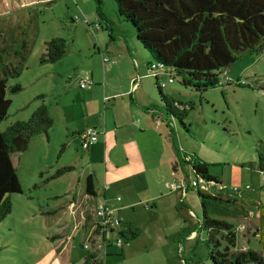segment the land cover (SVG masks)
<instances>
[{
  "label": "rangeland",
  "instance_id": "obj_1",
  "mask_svg": "<svg viewBox=\"0 0 264 264\" xmlns=\"http://www.w3.org/2000/svg\"><path fill=\"white\" fill-rule=\"evenodd\" d=\"M28 2L9 0L0 10V79L7 78L6 99L10 101L0 131L27 121L41 104L48 108L53 127L47 136L33 137L25 151L11 155L21 193L9 196L12 211L0 223V264H82L87 252L95 253L103 264H212L205 246L207 233L198 228L200 199L197 189L189 186L196 180L185 162L190 157L200 160L223 189L243 191L245 213L229 219L237 230L235 250L250 249L262 255L255 236L258 219L249 202L257 198L264 203V180L258 170L259 158L264 162V52L241 56L220 71L213 88L196 91L182 86L175 72L148 70L141 60L156 62L136 41L133 28L118 17L113 1ZM97 23L102 28L95 30ZM52 39L65 41L66 55L55 63H41L46 43ZM125 43L132 52L139 50L133 54L140 66L137 74L133 68L134 82L136 89L148 95L146 101L158 94L156 74L157 84L164 85L163 93L184 105L186 116L183 125L177 119L171 123L183 161L175 172L178 158L164 130L160 139L164 145H152L153 150L140 162L145 164L147 190L136 182L115 195L135 203L120 218L138 231L133 240L126 235L118 248L117 230L102 246L93 213L102 202L101 195L90 198L85 192L89 174L104 175L106 157L102 149L98 156L86 157L76 134L90 127L91 121L102 122L105 115L109 119L112 102L103 98L106 85L121 88L117 105L128 102L121 91L123 70L118 64L111 70L112 63L102 62V56L110 60L107 50L125 52ZM168 73L174 80L171 84ZM90 77L93 84L81 88V82ZM225 77L229 82L224 83ZM15 85L21 90L12 94L9 88ZM163 147L172 148V173L160 167L166 156ZM164 175L168 184L186 186V194L171 193L167 186L161 189V198L159 184ZM246 187L250 189L244 191ZM213 190L208 185L206 191H199L211 194ZM148 196L156 198L155 208L146 201Z\"/></svg>",
  "mask_w": 264,
  "mask_h": 264
},
{
  "label": "trees",
  "instance_id": "obj_2",
  "mask_svg": "<svg viewBox=\"0 0 264 264\" xmlns=\"http://www.w3.org/2000/svg\"><path fill=\"white\" fill-rule=\"evenodd\" d=\"M9 0H0V10ZM28 3H49L51 0H29ZM97 3L98 0H96ZM115 3L117 15L134 30L136 41L162 68L175 72L181 85L196 91L213 88L220 71L230 68L241 56L264 52V0H111ZM27 3V4H28ZM26 5L25 3L21 6ZM6 11V10H4ZM3 12V10H2ZM66 43L62 39H52L46 43L41 63H55L66 55ZM171 75V74H170ZM172 78V76H171ZM173 80V78H172ZM156 81L159 102L162 106V120L168 130V138L173 143L178 161L181 156L174 144L172 121L181 125L186 116L185 106L163 93ZM174 81V80H173ZM7 78L0 79V123L4 121L10 107L6 99ZM20 86L9 88L18 93ZM177 104V106H176ZM182 107V109H179ZM53 120L48 108L41 104L27 121L11 124L0 131V223L12 211L9 196L21 193V184L13 167L11 155L27 149L30 140L40 135H48ZM191 167L195 178L212 183L215 189L208 193L197 190L202 216L199 230L206 231L205 246L212 264H264V203L255 198L250 203L258 219V244L263 254L237 249V230L229 221L236 213L244 212L242 203L247 202L245 194L232 195L220 189L207 173L206 166L196 157L185 161ZM71 169H63L58 175ZM258 170L264 174V162L259 158ZM186 187V192H187ZM212 190V189H211ZM85 192L95 197L93 177L85 178ZM120 233L131 240L138 231L123 226ZM82 264H103L93 252H87Z\"/></svg>",
  "mask_w": 264,
  "mask_h": 264
},
{
  "label": "crops",
  "instance_id": "obj_3",
  "mask_svg": "<svg viewBox=\"0 0 264 264\" xmlns=\"http://www.w3.org/2000/svg\"><path fill=\"white\" fill-rule=\"evenodd\" d=\"M101 28L100 26V29ZM126 47V51L123 53L107 50L110 56V60L107 59V63H112L113 68H111V70H115L117 64L119 68L123 70L124 74L121 80V87L123 90L121 91H123V95L128 97L129 100L126 103L117 105L116 99L121 97L117 91L121 88L111 87L113 89H109L107 85L103 88V98L110 99L112 102L109 109V119L105 115L102 122L98 120L96 122L91 121L89 124L90 127L87 128H94L99 132L98 141L87 150H82L87 154L86 157L92 159L94 156H98L99 151L102 149L106 157L104 175L101 176L96 172L89 174L93 177L95 198H100L101 195V200L105 201L109 207L116 210V214L121 220L122 225H128L132 228L130 223H124L120 217L121 213L127 210L126 208H131L135 203L129 199L123 200L120 197L119 201H117L118 196L115 195L123 191V188H126L129 184L136 182H139L143 190H147L148 185L146 184L145 178V164H141L140 162L143 160V156L149 153V150H153L152 145H158L159 143L160 145L163 144L160 140L162 138V132L164 130L168 132V130L164 120H162V106L159 102L158 94H155L153 100L147 102L146 97L148 95L145 94L142 88L138 90L135 86L133 92L132 89H130L133 86L135 78L133 68L136 74L140 71V66H137L133 57L134 52L138 55L139 50L134 47L135 50L132 52L128 44ZM142 61L146 63V66L149 64L147 63V59H143L141 62ZM154 87L156 88L155 80ZM106 90L109 92H106ZM106 93L109 94L106 95ZM101 130L102 132H100ZM79 133L77 132L76 135L78 136ZM95 145L97 146L94 147ZM163 151L166 152V156L163 166L160 167L164 173L168 172V169H170L172 173V148L171 151H169L166 147L165 149L163 147ZM184 159L186 160L187 157ZM168 181V176L164 175L159 184L160 192L163 187L165 188L168 186L172 193V184H168ZM135 186L136 185H133V187ZM89 197L91 198L92 196ZM161 198H164L162 192ZM154 199L156 201L155 197L151 198L148 196L146 201L152 203V207L155 208L157 203L155 204ZM123 202L124 204H122ZM99 248L100 246H98V249ZM97 259L101 260L98 256ZM41 264H43V262Z\"/></svg>",
  "mask_w": 264,
  "mask_h": 264
},
{
  "label": "built area",
  "instance_id": "obj_4",
  "mask_svg": "<svg viewBox=\"0 0 264 264\" xmlns=\"http://www.w3.org/2000/svg\"><path fill=\"white\" fill-rule=\"evenodd\" d=\"M95 30L100 29V25L97 23L94 25ZM102 62L103 64L107 63L108 60L107 58H102ZM148 70L150 72H154L155 71H159V70H164V68H162V66L158 65H151L150 68H148ZM154 80H157L156 78V74H154ZM168 83L171 84L173 83V80L171 78L170 73H168V79H167ZM229 82V78L225 77L224 79V83ZM92 79L89 78V80L87 81H82L80 84L81 88H85L87 86L92 85ZM160 86V88L162 89L164 87L163 84H158ZM132 92L135 90V82L133 83L132 86ZM105 100H107L106 98H104ZM78 137L80 139V146L81 149L83 150H87L90 146L94 145L97 143L98 141V137H99V132L94 129V128H86L83 131H81L78 134ZM263 180H264V174L262 175ZM208 185L209 187L212 186V183H208L202 179H200L199 177H196V180H191L189 183V186L192 189H197L202 190V191H206L208 189ZM220 189H223L222 187ZM250 189V187H246L244 189V191H248ZM171 190L172 191H179L182 195H185L186 193V186L184 188L182 187H175L174 185L171 186ZM230 194L232 195H241L242 194V190H238V189H232L228 191ZM117 201H119V198H117ZM94 213V218L98 220V224L96 229L99 230L100 237H102V243L103 246L105 247L107 244V237H111L114 235V232L117 230V234H116V242H115V246L118 248H121L122 244H123V238L121 236L120 233H122L123 230V225L121 223V220L119 219V217L116 214V210L112 209L111 207H109L105 201H102L100 204L95 206V209L93 210ZM86 249H88L87 246H84Z\"/></svg>",
  "mask_w": 264,
  "mask_h": 264
}]
</instances>
